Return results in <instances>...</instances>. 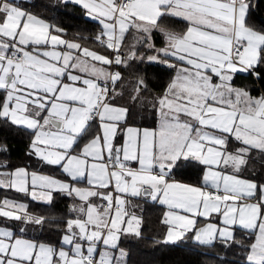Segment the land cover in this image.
<instances>
[{
  "label": "snow or ice",
  "instance_id": "1",
  "mask_svg": "<svg viewBox=\"0 0 264 264\" xmlns=\"http://www.w3.org/2000/svg\"><path fill=\"white\" fill-rule=\"evenodd\" d=\"M62 2L98 21L91 43L103 51L80 42L87 35L65 38L18 0H0V122L28 132L37 161V170L0 162V190L47 206L55 194L70 200L67 215L53 217L0 198V264H129L120 240L141 236L142 219L127 207L139 197L166 207L156 243L237 246L244 264H264V180L242 175H255L253 150L264 156V92L235 83L245 74L264 84V29L251 23L257 0ZM139 64L172 70L158 94ZM137 105L152 110L155 127L135 123ZM186 163L200 170L197 183L173 176ZM53 224L55 243L27 235ZM237 230L248 236L237 239Z\"/></svg>",
  "mask_w": 264,
  "mask_h": 264
},
{
  "label": "trees",
  "instance_id": "2",
  "mask_svg": "<svg viewBox=\"0 0 264 264\" xmlns=\"http://www.w3.org/2000/svg\"><path fill=\"white\" fill-rule=\"evenodd\" d=\"M22 6L28 11L37 14L46 21L57 24L67 32V39H74L73 33H81L89 37L88 41H80L86 43L90 48H96L98 51L103 49L96 44L91 43V37L99 30L98 23L89 20L85 16L82 8L75 4H52L46 0H20ZM168 26L175 31H182L185 27L183 22L178 20L166 21ZM251 23L258 29H264V2L257 0V7L252 11ZM148 80L153 92L159 93L161 87L172 75V70L159 64H139L135 66ZM123 75L126 79L132 80L133 75L129 71H124ZM237 85H249L254 90L252 95L258 96L264 92V84H257L253 77L239 74L235 79ZM129 84L125 89V99L130 94L129 89L132 87ZM148 99H151L152 93L147 94ZM135 123L139 126H155V116L152 110L147 106H134ZM95 130V129H93ZM87 137H85V140ZM121 138H118L120 142ZM85 141H81L83 144ZM30 138L28 132L17 127L0 122V145H7V152H0V162H7L9 170L18 166H27L31 170H37V161L34 157H30L29 151ZM252 162V160H251ZM253 163H255L253 159ZM252 167V168H251ZM249 168L253 170L252 163L249 162ZM42 170L46 174H53L56 177L63 178L60 171L55 167H43ZM245 170L242 175L246 178L259 177V172ZM200 175V170L187 163L173 170L175 179L182 182L197 183V176ZM4 196L13 197L16 199H26L25 196L16 194L8 190H0V198ZM139 202L140 217L142 223L140 226L141 236L139 238L133 235H124L120 240V247L124 248L128 253L129 264H244L245 253L237 246L231 248H223L220 245L216 247L198 246L193 241L173 245L156 243L163 239L167 226L161 221L165 213V206L156 202H150L144 199H134ZM70 200L64 198L60 194L54 195V200L51 206L43 203H36L28 200L29 211L39 215L64 217L67 215V209ZM29 238H38L47 242L55 243L59 239V233L56 230L55 224L46 226L43 230H32L27 233ZM248 236L245 230H237V239L244 240ZM254 242V237L251 238ZM248 241L245 240V243ZM219 254L220 259H216L215 255Z\"/></svg>",
  "mask_w": 264,
  "mask_h": 264
},
{
  "label": "crops",
  "instance_id": "3",
  "mask_svg": "<svg viewBox=\"0 0 264 264\" xmlns=\"http://www.w3.org/2000/svg\"><path fill=\"white\" fill-rule=\"evenodd\" d=\"M18 1H20V0H18ZM27 1H33V0H27ZM46 1H48V2H50V3H52V4H64L63 2H62V0H46ZM71 4H74V3H71ZM76 5V4H75ZM77 6H79V5H77ZM80 7V6H79ZM81 8V7H80ZM86 16V15H85ZM89 20H92V21H94V22H96V23H98V21H96L95 19H93V18H91V17H89V16H86ZM100 26V25H99ZM66 38V37H65ZM162 43H163V41H162V39L158 36V40H156V44H157V46L159 47V46H162ZM155 125H156V122H155ZM143 127H148V126H143ZM155 127V126H154ZM252 157H253V159H254V161H255V163H253V159H251L252 160V162H251V160H250V163H252V165H253V170H256V171H258L259 172V177H258V179H261V180H264V156H261L260 155V153L258 152V151H256V150H253V152H252ZM18 167H23V166H18ZM31 170V169H30ZM46 174V173H45ZM57 178H60V177H57ZM26 197V196H25ZM133 199H138V200H140V199H144V200H147V201H150V202H153V201H151L150 199H146V198H144V197H139V198H133ZM18 200H20L21 202H24V203H27L28 204V200H31L29 197H26V199H18ZM136 202H138V201H136ZM139 203V202H138ZM127 207H128V205H127ZM139 208H140V206H139V204H137L136 203V206H135V208H133L134 209V211H136V210H139ZM166 208V207H165ZM129 210H130V208H128ZM166 211V210H165Z\"/></svg>",
  "mask_w": 264,
  "mask_h": 264
},
{
  "label": "rangeland",
  "instance_id": "4",
  "mask_svg": "<svg viewBox=\"0 0 264 264\" xmlns=\"http://www.w3.org/2000/svg\"><path fill=\"white\" fill-rule=\"evenodd\" d=\"M155 38H156V40H158V36H156ZM251 168H252V167H251ZM136 203L139 204L138 202L134 201L133 198H129L128 208H130V211L134 212L135 215H137L138 217H140V208H139V210H136V211H134V209H133V208H135ZM163 206H164V205H163ZM140 218H141V217H140ZM140 226H141V225H140ZM190 235H191V234H189V236H190Z\"/></svg>",
  "mask_w": 264,
  "mask_h": 264
}]
</instances>
